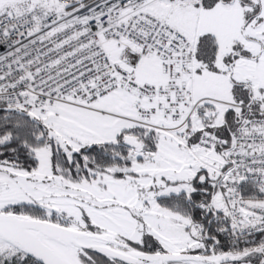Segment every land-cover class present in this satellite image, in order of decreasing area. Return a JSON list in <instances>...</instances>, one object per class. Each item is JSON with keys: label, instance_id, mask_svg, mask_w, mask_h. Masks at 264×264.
Masks as SVG:
<instances>
[{"label": "snow or ice", "instance_id": "6c2138e0", "mask_svg": "<svg viewBox=\"0 0 264 264\" xmlns=\"http://www.w3.org/2000/svg\"><path fill=\"white\" fill-rule=\"evenodd\" d=\"M0 264H264V0H0Z\"/></svg>", "mask_w": 264, "mask_h": 264}]
</instances>
